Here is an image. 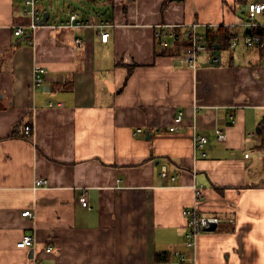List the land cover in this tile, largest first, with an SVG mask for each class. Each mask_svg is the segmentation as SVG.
<instances>
[{"label":"crops","instance_id":"crops-1","mask_svg":"<svg viewBox=\"0 0 264 264\" xmlns=\"http://www.w3.org/2000/svg\"><path fill=\"white\" fill-rule=\"evenodd\" d=\"M259 1L104 0L82 13L40 0L47 24L17 36L30 23L23 0H0V264H264L261 50L219 47V65L205 53L191 68L184 39L156 40L166 23L235 25ZM73 12L110 22L109 41L56 27ZM37 66L49 71L42 88ZM194 132L209 136L206 157ZM190 209L221 219L191 247ZM26 236L35 244L19 247Z\"/></svg>","mask_w":264,"mask_h":264},{"label":"built area","instance_id":"built-area-1","mask_svg":"<svg viewBox=\"0 0 264 264\" xmlns=\"http://www.w3.org/2000/svg\"><path fill=\"white\" fill-rule=\"evenodd\" d=\"M23 7L25 14L29 17L30 23L23 24L17 27L15 34L17 36H22L26 32L34 33L41 26L43 21V14L40 8V0H23ZM89 26L95 27L99 31L100 38L102 42L107 43L110 39V32L106 29L112 27L113 25L108 21H102L100 23H94L92 19H83L78 12H73L70 17L57 24V28H68L81 33L82 30L88 28ZM221 25L214 24H199L197 22L193 23H181V24H161L157 26L156 40L157 44L163 50L169 49L172 46L173 41L184 39L186 43L185 55L182 61L188 64L191 68H196L198 65L199 58L202 54H208V60L214 65H219L222 61V55L218 54L216 50L211 52L208 50L206 32L208 30H216ZM225 26V25H224ZM226 27V26H225ZM231 29L232 43L231 47L236 48L241 43L248 48H259L263 51L264 57V0L259 2H251L247 6L245 19L239 23L228 26ZM204 29V30H203ZM76 44L79 48L84 46V39L78 35L76 38ZM49 78V71L45 68L37 66L35 69V86L37 88H42ZM184 120L183 113H180L175 119V123L170 127L172 132H179V125ZM196 126L192 124L191 129L195 130ZM31 127L27 126L25 128V133L30 134ZM137 135L143 134L142 129L136 131ZM217 139L220 142H225L227 137L226 134L221 129L216 130ZM195 150L201 154V156L206 157L208 155L206 151V146L209 142V136L206 134H193ZM249 154H247L248 156ZM163 177H168V172L163 169ZM48 184L47 180L39 179L37 181V187L46 186ZM201 194L197 191V195ZM89 193L85 191L80 196V202L84 207H90L89 205ZM188 217L189 232L187 234L188 241L187 246L191 247L194 244L196 237L205 229L210 227L212 224H219L221 219L219 217H208L203 216L199 213L197 209H190L185 212ZM24 217H32L31 211H26L23 213ZM35 238L33 236H26L18 246L31 247L35 244ZM53 251L52 247H47L46 252L51 253ZM185 258L182 255L180 262L178 264H184Z\"/></svg>","mask_w":264,"mask_h":264},{"label":"trees","instance_id":"trees-1","mask_svg":"<svg viewBox=\"0 0 264 264\" xmlns=\"http://www.w3.org/2000/svg\"><path fill=\"white\" fill-rule=\"evenodd\" d=\"M262 34L264 35V32ZM206 37H207L208 50L211 52H214L217 46H219L221 49H224V50L231 47L232 34H231V29L229 27L220 26L216 30H208L206 32ZM184 46L186 47V43H184ZM182 53L183 51H180V54ZM261 56H263V51H261ZM130 69H131V66H130ZM262 135H263V143L260 147L264 149V128L262 131ZM166 256H167L166 254L158 253L157 262L159 263L163 261L164 259L167 258Z\"/></svg>","mask_w":264,"mask_h":264},{"label":"rangeland","instance_id":"rangeland-1","mask_svg":"<svg viewBox=\"0 0 264 264\" xmlns=\"http://www.w3.org/2000/svg\"><path fill=\"white\" fill-rule=\"evenodd\" d=\"M82 1V0H81ZM104 1V0H103ZM102 0H83L82 4H79L76 0H70V2H74L75 4L79 5L83 12L90 13V11L95 10L97 13H101L102 11L104 12L103 9H105L106 2H103ZM85 5L87 6L88 9H85ZM62 8L64 7V1H62ZM226 57V56H225Z\"/></svg>","mask_w":264,"mask_h":264},{"label":"water","instance_id":"water-1","mask_svg":"<svg viewBox=\"0 0 264 264\" xmlns=\"http://www.w3.org/2000/svg\"><path fill=\"white\" fill-rule=\"evenodd\" d=\"M49 16H50V14H46V15L44 16V19H43V21L41 22V25H42V26H45V25L47 24V22H48V20H49ZM28 37H31V34H30V33H28ZM218 48H219V46L216 47V49H218ZM216 229H217V224H212L210 227L207 228L208 231H214V230H216Z\"/></svg>","mask_w":264,"mask_h":264}]
</instances>
